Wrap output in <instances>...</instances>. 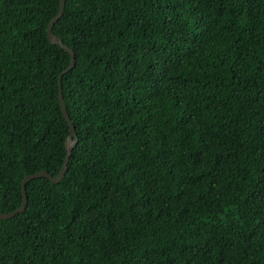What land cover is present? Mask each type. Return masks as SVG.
<instances>
[{
	"label": "trees",
	"instance_id": "trees-1",
	"mask_svg": "<svg viewBox=\"0 0 264 264\" xmlns=\"http://www.w3.org/2000/svg\"><path fill=\"white\" fill-rule=\"evenodd\" d=\"M60 0H0V214L55 178ZM58 184L0 264H264V0H65Z\"/></svg>",
	"mask_w": 264,
	"mask_h": 264
},
{
	"label": "water",
	"instance_id": "water-1",
	"mask_svg": "<svg viewBox=\"0 0 264 264\" xmlns=\"http://www.w3.org/2000/svg\"><path fill=\"white\" fill-rule=\"evenodd\" d=\"M64 5H65V0H60L59 1V10H58L57 14L50 21L48 28H47V39L51 45L59 46L61 49H63L70 56L69 66L63 71V73L59 76V79H58L60 107H61L63 117L69 125V135L67 136V139L65 141L66 156H65V159L63 161V165H62L58 175L55 178H53L51 175H49L48 173H46L44 171H40L34 175H29V176L24 177V179L22 180V183H21V192H22L21 205L19 206L18 209L14 210L11 213L0 214V221L12 219L16 215L22 214L25 211L26 205H27V196H26L25 188H26L27 183H29L30 181H32L34 179L45 178V179L50 180L51 183H53V184H58L63 180V178L65 177V174L67 172V164L69 162L72 151H73V149L76 145V142H77L75 130H74L73 124L70 121L69 116L67 114L66 107H65V104H64V101L62 98V92H61V76L73 69V67L75 65V56H74L73 51L70 50L69 48H67L66 46H64L62 41L58 37H56L52 32L55 23L63 15Z\"/></svg>",
	"mask_w": 264,
	"mask_h": 264
}]
</instances>
